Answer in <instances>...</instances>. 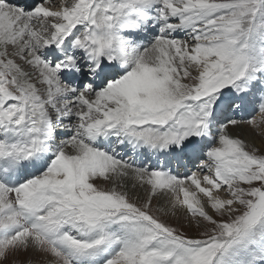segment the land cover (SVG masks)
<instances>
[{
	"label": "snow or ice",
	"instance_id": "1",
	"mask_svg": "<svg viewBox=\"0 0 264 264\" xmlns=\"http://www.w3.org/2000/svg\"><path fill=\"white\" fill-rule=\"evenodd\" d=\"M0 264H264V0H0Z\"/></svg>",
	"mask_w": 264,
	"mask_h": 264
},
{
	"label": "bare ground",
	"instance_id": "2",
	"mask_svg": "<svg viewBox=\"0 0 264 264\" xmlns=\"http://www.w3.org/2000/svg\"><path fill=\"white\" fill-rule=\"evenodd\" d=\"M13 2H14V3H17V4H21V5H23L24 2H25V0H13ZM125 158L127 159L128 157H125ZM174 164H175V163H173V165H174ZM181 170H185V171H186V169L181 168V169H176L175 172H176L177 174H180V173L184 172V171L180 172Z\"/></svg>",
	"mask_w": 264,
	"mask_h": 264
},
{
	"label": "rangeland",
	"instance_id": "3",
	"mask_svg": "<svg viewBox=\"0 0 264 264\" xmlns=\"http://www.w3.org/2000/svg\"><path fill=\"white\" fill-rule=\"evenodd\" d=\"M245 132H246V134H250L249 131H248L247 129H245ZM256 143H257V145L260 144V139H259V138H257Z\"/></svg>",
	"mask_w": 264,
	"mask_h": 264
}]
</instances>
